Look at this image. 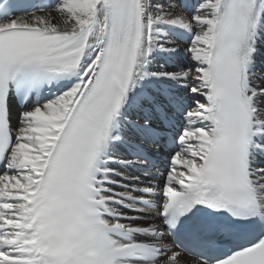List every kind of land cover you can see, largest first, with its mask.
<instances>
[{
	"label": "snow or ice",
	"instance_id": "6c2138e0",
	"mask_svg": "<svg viewBox=\"0 0 264 264\" xmlns=\"http://www.w3.org/2000/svg\"><path fill=\"white\" fill-rule=\"evenodd\" d=\"M33 7L0 4V264H264V0Z\"/></svg>",
	"mask_w": 264,
	"mask_h": 264
},
{
	"label": "bare ground",
	"instance_id": "6f19581e",
	"mask_svg": "<svg viewBox=\"0 0 264 264\" xmlns=\"http://www.w3.org/2000/svg\"><path fill=\"white\" fill-rule=\"evenodd\" d=\"M57 19L60 20L61 18H60V17H57ZM181 35H183V34H180V38L177 40V43H179L180 46L183 47V46L185 45L186 41H185V39H182L183 37L181 38ZM146 218L155 219L156 221L158 220V219L155 217L154 214H153V215H149V216H145V217H143V220L145 221Z\"/></svg>",
	"mask_w": 264,
	"mask_h": 264
},
{
	"label": "rangeland",
	"instance_id": "374dc122",
	"mask_svg": "<svg viewBox=\"0 0 264 264\" xmlns=\"http://www.w3.org/2000/svg\"><path fill=\"white\" fill-rule=\"evenodd\" d=\"M182 37H183V38H182ZM181 38H182V39H185V41L187 42L188 37H187L186 34L181 35Z\"/></svg>",
	"mask_w": 264,
	"mask_h": 264
}]
</instances>
